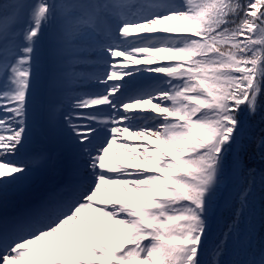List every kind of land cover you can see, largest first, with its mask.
<instances>
[{"label": "snow or ice", "instance_id": "obj_1", "mask_svg": "<svg viewBox=\"0 0 264 264\" xmlns=\"http://www.w3.org/2000/svg\"><path fill=\"white\" fill-rule=\"evenodd\" d=\"M0 264H264V0H0Z\"/></svg>", "mask_w": 264, "mask_h": 264}, {"label": "bare ground", "instance_id": "obj_2", "mask_svg": "<svg viewBox=\"0 0 264 264\" xmlns=\"http://www.w3.org/2000/svg\"><path fill=\"white\" fill-rule=\"evenodd\" d=\"M131 140V138H129ZM113 158H117L118 155H124L123 151L119 148L118 145H114L113 149L109 153ZM126 158V156H125ZM86 215H91V213H86Z\"/></svg>", "mask_w": 264, "mask_h": 264}, {"label": "rangeland", "instance_id": "obj_3", "mask_svg": "<svg viewBox=\"0 0 264 264\" xmlns=\"http://www.w3.org/2000/svg\"><path fill=\"white\" fill-rule=\"evenodd\" d=\"M108 236V238H111L110 234H106Z\"/></svg>", "mask_w": 264, "mask_h": 264}]
</instances>
